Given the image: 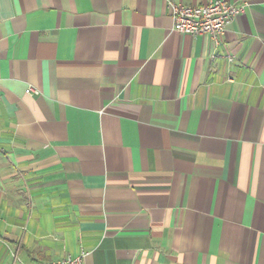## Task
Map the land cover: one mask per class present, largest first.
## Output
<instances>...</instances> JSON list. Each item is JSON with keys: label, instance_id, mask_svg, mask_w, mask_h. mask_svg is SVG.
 <instances>
[{"label": "crops", "instance_id": "1", "mask_svg": "<svg viewBox=\"0 0 264 264\" xmlns=\"http://www.w3.org/2000/svg\"><path fill=\"white\" fill-rule=\"evenodd\" d=\"M169 1L0 0V264H264V0Z\"/></svg>", "mask_w": 264, "mask_h": 264}, {"label": "built area", "instance_id": "2", "mask_svg": "<svg viewBox=\"0 0 264 264\" xmlns=\"http://www.w3.org/2000/svg\"><path fill=\"white\" fill-rule=\"evenodd\" d=\"M173 29L182 34H206L216 42L233 19L238 16L243 4H234L226 0H207L200 4L168 2ZM29 95H38V89L28 86L25 90ZM84 253L73 257L67 256L50 264H82Z\"/></svg>", "mask_w": 264, "mask_h": 264}]
</instances>
